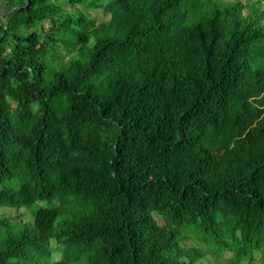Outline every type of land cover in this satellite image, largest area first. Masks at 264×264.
<instances>
[{"label":"trees","instance_id":"obj_1","mask_svg":"<svg viewBox=\"0 0 264 264\" xmlns=\"http://www.w3.org/2000/svg\"><path fill=\"white\" fill-rule=\"evenodd\" d=\"M0 5V264H264L258 0Z\"/></svg>","mask_w":264,"mask_h":264},{"label":"rangeland","instance_id":"obj_2","mask_svg":"<svg viewBox=\"0 0 264 264\" xmlns=\"http://www.w3.org/2000/svg\"><path fill=\"white\" fill-rule=\"evenodd\" d=\"M243 1H247V0H243ZM255 0H249V2L253 3ZM261 4V6H264V0H258ZM0 8H1V5H0ZM255 104V110L253 112H251V118L256 115H260V113H262L264 111V101H257L254 103ZM3 214H6V215H12L13 214V211L12 210H9L7 208H0V216L3 215ZM27 218H29L27 216ZM25 218V219H27Z\"/></svg>","mask_w":264,"mask_h":264},{"label":"bare ground","instance_id":"obj_3","mask_svg":"<svg viewBox=\"0 0 264 264\" xmlns=\"http://www.w3.org/2000/svg\"><path fill=\"white\" fill-rule=\"evenodd\" d=\"M47 70V69H46Z\"/></svg>","mask_w":264,"mask_h":264}]
</instances>
